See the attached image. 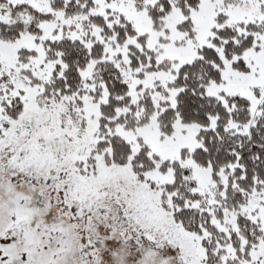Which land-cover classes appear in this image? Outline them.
<instances>
[{
	"label": "rangeland",
	"instance_id": "rangeland-1",
	"mask_svg": "<svg viewBox=\"0 0 264 264\" xmlns=\"http://www.w3.org/2000/svg\"><path fill=\"white\" fill-rule=\"evenodd\" d=\"M92 2L86 14L46 20L39 40L31 34V40L0 43V264H209L200 244L208 233L203 228L201 234L185 232L172 217V195L165 190L174 181L175 163L190 169L193 191L201 198L187 205L205 213L216 230L234 231L237 218L245 216L260 231L248 248L241 240L240 255L230 245L223 247L214 264H264V181L255 182L241 204L229 208L227 190L236 186L237 163L214 175L210 164L193 158L202 147L200 131L213 129L217 118L211 117L208 126L176 118L169 133L158 122L164 107L175 105L178 90L172 84L178 70L197 59L201 48L212 46L216 30L230 26L253 37L240 57L245 70L232 67L237 56L224 59L221 80L210 83L207 93L221 101L233 94L248 99L250 122L227 126L248 133L264 100V0H200L187 25L174 9L157 26L145 12ZM7 16L0 14V20ZM95 16H102L109 29L126 19L135 35L121 42L106 36L92 22ZM65 37L87 48L103 44L101 62L121 61L128 69L130 46L145 53L146 64L132 72L128 95L135 107L145 94L151 96L153 112L144 116L140 106L134 114L138 124L130 126L120 117L129 111L125 107L102 127L101 106L109 97L103 84L85 85L80 93L47 103L51 99L43 93L55 62L46 59L42 41ZM95 65L90 61L81 76H89ZM15 106L20 112L6 127L5 109ZM107 135L130 144L126 163L114 164L111 149L99 146ZM143 151L151 162L136 167L134 159Z\"/></svg>",
	"mask_w": 264,
	"mask_h": 264
},
{
	"label": "trees",
	"instance_id": "trees-1",
	"mask_svg": "<svg viewBox=\"0 0 264 264\" xmlns=\"http://www.w3.org/2000/svg\"><path fill=\"white\" fill-rule=\"evenodd\" d=\"M104 2L112 7L133 8L138 12H145L151 26H157L162 17L174 9L181 11L187 19L184 23L187 25L189 14L197 10L200 5V0H104ZM92 7V0H0V14L8 15L6 19L0 20V43L17 42L23 37L29 39L31 34H37L35 40H39L40 27L46 20L57 14H64L67 17L86 14ZM91 20L103 31V34L114 35L120 42L135 35L133 27L126 19L120 20L112 29H109L102 16L92 17ZM252 40L251 34L240 35L230 26L216 30L211 41L212 46L201 48L197 59L178 70L172 84L174 89L178 90L175 105L164 107L158 117L160 128L164 133L171 131L172 122L176 118L183 123L200 126H208L211 117L217 118L213 129L200 131L202 147L194 152L193 158L200 165L210 164L214 175L222 167L237 163L233 176L236 186L227 190L225 204L229 208L241 204V200L255 182L264 181V100L259 106L260 113L248 133L240 135L234 130H229L227 126L229 122L237 125H247L250 122L249 100L233 94L223 97L224 101H221L220 98L209 95L207 87L212 82H220L224 59L231 61L237 56L238 60L232 62V67L245 70L240 57L252 46ZM42 44L46 59L55 62L53 73L49 82L45 84L43 93L44 97L49 96L51 99L46 100L47 103L80 93L85 85L103 84L109 97L107 103L101 106L102 127H105L109 119L115 117L116 113L125 107H129V111L120 117L130 126L135 122L138 124L135 120L139 118L134 114L141 110L140 106L143 107L144 116H149L153 112L154 104L151 96L145 94L137 101L135 107L128 95L132 84V72L140 65L146 64L145 53L130 46L131 62L128 69L121 61L101 62L103 58L101 43L87 48L79 40L65 37L53 41L45 40ZM219 49L223 58L218 52ZM21 54L28 55L25 50H21ZM90 61H95L96 65L92 73L84 78L81 73ZM5 110L9 116H5L7 118H3L2 122L9 127L8 120L12 118L11 116H16L20 110L18 106ZM106 137L107 142H102L99 146L111 149L114 164L126 163L131 153L130 144L119 135ZM134 160L136 167L141 168L151 162L146 151L136 156ZM173 168L174 181L171 185H167L165 190L166 195H172L174 208L172 217L185 232L201 234L203 228L208 233L206 238L201 239L200 244L206 252V261L209 264L220 260L224 254L223 247L230 245L236 250L237 255H240L241 240L246 242V248L257 242L260 231L247 217L239 216L236 221L237 229L224 233L210 224L209 217L205 213L189 207L187 203L195 204L201 199L200 195L193 191L195 182L190 169L177 163ZM34 174L40 176L39 172ZM235 263L236 260L227 262V264Z\"/></svg>",
	"mask_w": 264,
	"mask_h": 264
}]
</instances>
